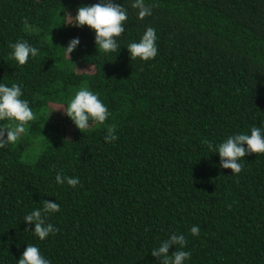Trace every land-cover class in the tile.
I'll return each mask as SVG.
<instances>
[{"label":"trees","instance_id":"1","mask_svg":"<svg viewBox=\"0 0 264 264\" xmlns=\"http://www.w3.org/2000/svg\"><path fill=\"white\" fill-rule=\"evenodd\" d=\"M97 2L0 0V80L20 84L36 114L0 146V264H16L27 244L51 264H158L150 251L172 232L186 237L185 264H264V153L233 175L204 143L264 120V0H148L142 20L119 0L121 49L106 56L87 25H62L65 10ZM148 26L157 55L131 60L126 45ZM72 37L70 61L61 46ZM17 40L39 49L23 66L9 56ZM85 84L111 116L82 132L48 109ZM113 124L117 139L105 142ZM58 169L81 183L57 185ZM43 199L60 209L47 217L58 230L40 240L23 217Z\"/></svg>","mask_w":264,"mask_h":264},{"label":"clouds","instance_id":"2","mask_svg":"<svg viewBox=\"0 0 264 264\" xmlns=\"http://www.w3.org/2000/svg\"><path fill=\"white\" fill-rule=\"evenodd\" d=\"M130 6L136 10L138 19L142 20L152 15V5L148 0H130ZM61 17L62 25L77 28L87 25L94 30L97 53L105 56L113 52L119 53L121 48L117 38L125 31V22L128 18V9L124 3H120L119 0H98L91 5L79 6L74 16L65 10ZM157 39L156 29L152 26L146 27L139 40H132L126 45L131 60L139 58L146 61L155 58L158 52ZM79 44L80 38L72 37L66 46H61L66 60L72 61L70 54ZM8 47L11 49L10 58L21 66L39 54V49L26 40L9 42ZM93 68V64H90L84 71L91 72ZM58 109H63L64 114L81 131L92 124L102 125L111 116L107 105L86 84L74 90L66 100L49 103L48 110L51 114ZM35 118L36 114L30 107L29 100L23 98L21 85L16 82L8 84L0 80V122H7L0 123V146L6 143L14 144L22 134L27 133L29 122ZM103 139L105 142L116 141L114 124L106 126ZM204 143L214 153H218L221 168L231 169L233 175L238 174L243 167L242 158L245 159L246 155L252 153H264V120L259 126L253 125L249 130L233 132L218 143L214 144L207 140ZM54 179L57 185L67 184L73 188L81 183L79 177L63 174L59 169L55 172ZM59 209L60 205L56 200L43 199L42 206L28 211L23 221L28 225H34L31 232L38 239L44 240L58 230L55 225L47 221V217L58 212ZM188 231L195 237L199 235L200 228L193 224ZM185 244L186 237L183 233L172 232L161 240L158 246L153 247L150 253L157 258L158 264H185L191 256L190 251L184 250ZM170 246L175 248L171 254H169ZM16 264H51V260L45 257L37 245L27 244Z\"/></svg>","mask_w":264,"mask_h":264},{"label":"rangeland","instance_id":"3","mask_svg":"<svg viewBox=\"0 0 264 264\" xmlns=\"http://www.w3.org/2000/svg\"><path fill=\"white\" fill-rule=\"evenodd\" d=\"M78 68H79V69H83L84 66H83V65H79ZM87 68H88V67H86L85 69H87ZM62 111H63V109H58L57 111L54 112V114H55L56 116H59L60 114H62Z\"/></svg>","mask_w":264,"mask_h":264}]
</instances>
